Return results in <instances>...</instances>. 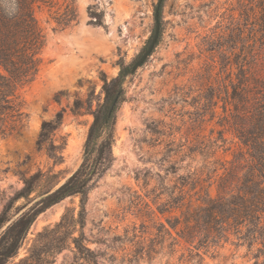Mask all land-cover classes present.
I'll return each mask as SVG.
<instances>
[{
  "label": "rangeland",
  "instance_id": "rangeland-1",
  "mask_svg": "<svg viewBox=\"0 0 264 264\" xmlns=\"http://www.w3.org/2000/svg\"><path fill=\"white\" fill-rule=\"evenodd\" d=\"M239 1H163L159 43L124 82L114 161L88 192L82 223L78 196L48 207L6 264H94L86 252L79 253L74 238L97 255L95 264H254L246 248L232 245L201 263L183 261L177 247H168L160 224L164 217L156 211L164 200L160 193L179 176L211 175L241 148L219 126L230 81H236L244 61L246 30ZM155 3L74 0L78 22L62 31L53 30L55 23L45 11L36 13L47 35L45 64L21 92L24 128L18 135L0 136V216L7 218L0 235L24 205L64 183L79 167L92 115L75 112L74 103L82 101L94 110L103 97L102 75L116 77L120 64L131 63L153 35ZM89 9L101 13V25L89 23ZM60 111L53 140L63 137L65 147L62 161L54 164L36 141L42 123ZM30 177L32 192L15 199Z\"/></svg>",
  "mask_w": 264,
  "mask_h": 264
},
{
  "label": "trees",
  "instance_id": "trees-1",
  "mask_svg": "<svg viewBox=\"0 0 264 264\" xmlns=\"http://www.w3.org/2000/svg\"><path fill=\"white\" fill-rule=\"evenodd\" d=\"M240 21L246 38L244 59L236 81L231 79V93L222 107L226 128L240 142L241 148L230 162L223 161L211 175L202 171L179 176L178 182L160 195L164 200L156 211L168 247H177L180 259L201 263L209 254L214 257L225 245L244 247L254 264H264V0H240ZM163 4V3H162ZM160 8V15H161ZM45 11L62 31L78 22L74 0H0V136L18 135L25 126L24 100L21 92L39 76L45 61L43 51L47 35L36 18ZM89 23L101 25L102 15L89 9ZM232 22L239 21L232 17ZM146 42L129 64L121 63L116 77L102 81V100L94 110L75 101L73 110L92 115L79 167L52 195L17 217L0 235V264L16 255L36 217L48 207L70 197H79V224L84 205L94 183L111 167L114 157L116 114L125 99L124 82L132 65L147 49ZM160 40H157L158 45ZM63 111L42 123L36 141L54 164L62 161L63 137L53 140L62 121ZM226 164H229L227 167ZM221 171V172H220ZM220 172V173H219ZM30 177L15 199L32 192ZM213 193V194H212ZM7 220L0 216V227ZM64 220V217L61 221ZM79 253L86 252L95 264L92 251L82 248L79 238L72 239ZM91 257V258H90ZM262 259V262L259 260Z\"/></svg>",
  "mask_w": 264,
  "mask_h": 264
},
{
  "label": "water",
  "instance_id": "water-1",
  "mask_svg": "<svg viewBox=\"0 0 264 264\" xmlns=\"http://www.w3.org/2000/svg\"><path fill=\"white\" fill-rule=\"evenodd\" d=\"M164 0H156L155 3V9H154V31H153V35L152 38L150 40V43L147 47V49L145 50V52L141 55V57L132 65L131 69H130V74L135 73V71L137 69H139L145 62L146 60L152 55L156 44H157V40L159 38V32H160V8L161 5L163 3ZM71 176V175H70ZM58 184L57 186L53 187L52 189L46 191L45 193L35 197L34 199H32L29 203H27L26 205H24L20 212L18 213V215L16 216H20L21 214H23L25 211H27L29 208H31L33 205L37 204L38 202H40L41 200L47 198L48 196L54 194L62 185Z\"/></svg>",
  "mask_w": 264,
  "mask_h": 264
},
{
  "label": "bare ground",
  "instance_id": "bare-ground-1",
  "mask_svg": "<svg viewBox=\"0 0 264 264\" xmlns=\"http://www.w3.org/2000/svg\"><path fill=\"white\" fill-rule=\"evenodd\" d=\"M67 59H68V57H67ZM74 58H72L71 60H70V62L72 63V60H73Z\"/></svg>",
  "mask_w": 264,
  "mask_h": 264
}]
</instances>
